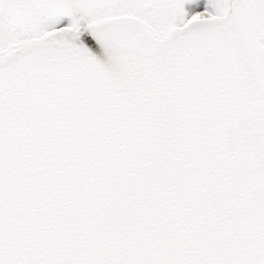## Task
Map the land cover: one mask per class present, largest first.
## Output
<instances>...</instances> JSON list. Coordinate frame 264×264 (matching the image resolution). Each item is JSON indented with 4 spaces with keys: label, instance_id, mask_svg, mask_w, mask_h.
I'll return each instance as SVG.
<instances>
[{
    "label": "snow or ice",
    "instance_id": "1",
    "mask_svg": "<svg viewBox=\"0 0 264 264\" xmlns=\"http://www.w3.org/2000/svg\"><path fill=\"white\" fill-rule=\"evenodd\" d=\"M0 264H264V0H0Z\"/></svg>",
    "mask_w": 264,
    "mask_h": 264
}]
</instances>
